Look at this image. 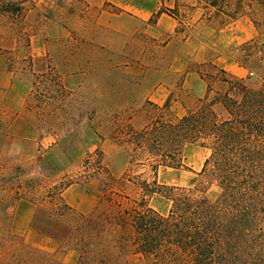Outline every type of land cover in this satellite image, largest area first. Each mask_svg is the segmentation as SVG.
Listing matches in <instances>:
<instances>
[{
  "label": "rangeland",
  "instance_id": "1",
  "mask_svg": "<svg viewBox=\"0 0 264 264\" xmlns=\"http://www.w3.org/2000/svg\"><path fill=\"white\" fill-rule=\"evenodd\" d=\"M130 1L0 0V264L24 258L25 244L38 250L34 264H77L78 252L70 254L71 249L60 248L49 236H37L31 226L37 204L54 186L69 185L63 191L65 202L85 214L105 193L111 206L152 208L165 216L172 202L153 192L170 193L165 186L213 201L222 193L219 181L202 173L212 154L210 147L193 142L174 151L164 141L158 148L152 137L139 138L137 132L147 126L176 122L184 114L168 108L159 111L147 101L137 104L133 98L138 91L123 79L136 75L141 66L157 70L156 78L167 76L165 70L184 39L175 36L168 46L172 35L159 36L151 28L161 13L166 16L163 28L172 29L175 22L170 18H175L180 34H188L200 16L219 26L242 16L262 23L264 12L246 6L234 19L207 7L205 0H148L158 9L139 34L141 26L131 17L133 11L121 5ZM252 54L255 74L248 84L258 89L264 86V47L256 44ZM179 99L191 107L198 105L186 93ZM162 161L179 166H165ZM260 165L263 170L264 163ZM238 170H246L239 173L240 179L254 177L248 165L227 172ZM260 183L254 179L251 186L257 189ZM260 198L261 212L251 236L240 242L228 264H264V198ZM31 212L26 242L23 221ZM9 231L20 237L16 245ZM125 233L130 245L132 229ZM112 236L118 239L119 234ZM125 258L134 264L144 262L131 246Z\"/></svg>",
  "mask_w": 264,
  "mask_h": 264
},
{
  "label": "trees",
  "instance_id": "2",
  "mask_svg": "<svg viewBox=\"0 0 264 264\" xmlns=\"http://www.w3.org/2000/svg\"><path fill=\"white\" fill-rule=\"evenodd\" d=\"M205 2L217 13L234 19L246 6L252 11L264 12V0ZM253 22L264 32L260 29L264 21ZM226 81L228 88L211 100L201 99L176 122H155L144 131H136L139 138L149 136L152 141L156 140L158 148L163 146V141L174 151L193 142L210 147L212 154L205 160L202 173L219 181L222 193L215 201L207 196L196 197L188 190L165 186L170 193L153 192L172 202L166 216L152 208L139 211L123 210L118 204L111 206L107 193L92 212L85 214L65 202L63 191L69 185L54 186L37 204L32 228L56 240L62 249L76 250L77 264H134L125 258L128 246L134 255L144 260L142 264L154 261L160 264H228V258L234 259V251L240 250V242L251 236L253 222L261 212L260 197L264 198V169H258L264 163V86L255 89L246 81ZM155 109L166 110L165 107ZM255 154L262 158H256ZM237 155L240 158H235ZM211 163L213 168L208 171ZM236 165H248L254 177L246 173L240 179L239 173L244 174L246 170H238L237 174L227 172ZM254 179L261 182L257 189L251 186ZM129 228L133 232L130 245L125 237ZM115 232L119 234L118 239L112 236ZM10 236L16 245L20 237L12 232ZM21 248L24 258L5 264H34V254L38 250L26 244ZM53 262L43 264H55Z\"/></svg>",
  "mask_w": 264,
  "mask_h": 264
},
{
  "label": "crops",
  "instance_id": "3",
  "mask_svg": "<svg viewBox=\"0 0 264 264\" xmlns=\"http://www.w3.org/2000/svg\"><path fill=\"white\" fill-rule=\"evenodd\" d=\"M121 5L130 7L133 11L131 17L141 26L139 34L144 33L143 23L158 9L157 5L148 0H131ZM165 18V14L161 13L157 17V24L151 28L157 30L159 36L165 32L172 35L173 39L168 42V46L175 36L182 35L184 40L172 55L173 59L165 70L167 76L156 78L157 70L148 67L140 69L142 66L135 69L137 73L133 77L125 76V84L138 91L139 95L133 98L137 104L147 101L154 107H165L174 114L182 112L185 115L195 107L181 101L185 99H179L182 93H186L187 99H193L197 105L201 99L211 100L228 88L226 80L248 83L255 74L250 62L254 57L253 46L258 44L259 48L264 47V32L257 28L251 18L242 16L217 26L205 22L200 16L188 34H180L175 18H170L175 22L172 29L163 28L161 23ZM127 70L133 69L127 67ZM169 75L172 76L168 77ZM128 99L131 97H127ZM32 215L33 212L23 221L25 229L22 235L26 242V234L28 236L31 233L27 231ZM50 239L53 240L51 237ZM56 243L59 244L57 241ZM74 252L77 254L76 250H69L70 254Z\"/></svg>",
  "mask_w": 264,
  "mask_h": 264
}]
</instances>
